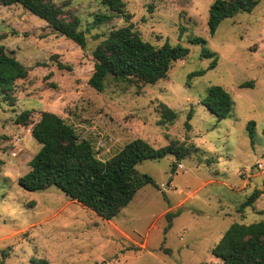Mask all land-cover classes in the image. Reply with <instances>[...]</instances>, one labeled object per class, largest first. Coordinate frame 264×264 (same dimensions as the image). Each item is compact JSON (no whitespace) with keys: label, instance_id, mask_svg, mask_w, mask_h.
Listing matches in <instances>:
<instances>
[{"label":"rangeland","instance_id":"1","mask_svg":"<svg viewBox=\"0 0 264 264\" xmlns=\"http://www.w3.org/2000/svg\"><path fill=\"white\" fill-rule=\"evenodd\" d=\"M214 1L124 0L144 41L179 44L188 54L155 84L108 79L101 93L87 84L92 52L109 31L126 25L121 16L91 28L95 15H111L100 0H52L65 19L77 17L83 31L90 27L82 49L22 6L0 4V44L28 70L10 92H0V264H222L211 250L226 229L264 220V0L250 13L224 19L210 36ZM195 38L206 43L191 44ZM204 50L214 54V69L207 70L212 59L204 58ZM198 70L206 71L188 81ZM245 82L252 88H240ZM211 86L231 96L230 118L218 121L201 104ZM161 104L175 112L172 125L160 122ZM25 111L27 127L16 121ZM41 112L62 118L102 161L138 138L156 149L183 142L189 154L175 171L172 154L140 163L137 171L157 187L145 185L118 215L104 220L55 186H19L41 147L30 134ZM254 190L260 197L239 211ZM176 211L167 228L166 213Z\"/></svg>","mask_w":264,"mask_h":264},{"label":"trees","instance_id":"2","mask_svg":"<svg viewBox=\"0 0 264 264\" xmlns=\"http://www.w3.org/2000/svg\"><path fill=\"white\" fill-rule=\"evenodd\" d=\"M111 15H95L91 28L98 27L121 16L125 26L111 30L98 42L92 52L93 72L87 84L101 93L106 81L112 79L125 83L152 85L166 78L172 65L185 59L188 49L181 45L171 46L167 42L154 46L144 41L131 23V15L124 12V0H100ZM259 0H215L208 9L207 29L213 36L224 19L233 18L238 13H250ZM3 6L18 4L43 21L46 26L76 46L85 49L86 34L90 31L80 29V20L72 16L63 17L62 9L52 0H0ZM2 37H0L1 41ZM98 39V36L93 37ZM191 44H205L202 39H191ZM204 58H211L207 70L214 69L216 59L208 50L203 51ZM206 70L188 74L187 80L200 77ZM27 68L12 56H9L0 44V92H10L18 80L25 79ZM252 88V82H245L240 88ZM201 104L218 121L231 115L233 101L221 86H211ZM191 113L184 126L189 129ZM176 114L164 104L160 106V122L172 125ZM17 123L27 127L30 112L21 113ZM247 136L253 145L254 122L246 124ZM31 136L41 145L39 151L28 163L29 171L17 182L26 191H42L55 186L70 200L92 211L104 220L113 219L128 206L138 190L145 185L157 187L154 180L140 174L137 167L144 160H158L167 154L174 156L172 171L188 154L183 142L174 141L163 148H153L142 139H134L106 161L95 156L92 144L79 140L74 129L62 118L51 113L41 112L39 119L30 129ZM264 135V129H263ZM3 162L0 159V170ZM261 191L254 190L240 205L239 211L252 207L260 197ZM179 214L168 212L165 217L169 228L171 221ZM264 214V213H263ZM211 254L219 258L222 264H264V220L251 224H231ZM30 264H49L44 259H33Z\"/></svg>","mask_w":264,"mask_h":264}]
</instances>
